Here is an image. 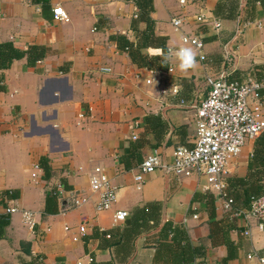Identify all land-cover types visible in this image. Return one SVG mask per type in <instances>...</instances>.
Listing matches in <instances>:
<instances>
[{"label":"crops","instance_id":"crops-1","mask_svg":"<svg viewBox=\"0 0 264 264\" xmlns=\"http://www.w3.org/2000/svg\"><path fill=\"white\" fill-rule=\"evenodd\" d=\"M219 3L224 18L215 15ZM56 6L67 21L54 20ZM153 8L155 34L166 37L168 51H178L182 36L194 34L204 42L209 66L194 58L180 70L172 56V70L162 73L133 63L112 38L136 43L147 28L130 0H0V44L45 50L36 66L24 58L0 70V201L31 211L36 221L31 232L21 213L0 214V264H77L89 256L93 264H174L178 244L172 234L163 238L166 222L185 232L180 245L201 247L194 264H261L264 229L245 215L251 196L264 194V169L251 161L255 140L228 168L231 209L228 198L205 189L203 176L178 178L159 170L145 176L142 190L134 177L151 153L158 151L170 164L178 146L191 147L207 74L226 69L232 80L264 77V0H186L184 6L153 0ZM200 15L220 21V32L198 23ZM177 16L185 18L182 31L171 24ZM228 48L234 55L230 65L224 60ZM142 53L161 52L150 46ZM105 67L111 72H102ZM95 166L106 170L118 193L109 211L96 210L99 196L89 186ZM54 189L59 195L47 213ZM7 191L18 196L9 198ZM76 198L87 203L65 211ZM117 210L129 213L120 225L113 222ZM81 225L86 234L74 241Z\"/></svg>","mask_w":264,"mask_h":264},{"label":"built area","instance_id":"built-area-1","mask_svg":"<svg viewBox=\"0 0 264 264\" xmlns=\"http://www.w3.org/2000/svg\"><path fill=\"white\" fill-rule=\"evenodd\" d=\"M179 2L183 6L186 5V0H179ZM53 16L54 20L61 22L69 19L67 13L60 6L53 8ZM196 20L198 23L211 25L217 33L222 28L220 21L205 15L197 16ZM185 22V18L182 16L171 19V24L176 31H182ZM258 27L261 28L262 24H258ZM242 32L243 27L236 32V40ZM235 43L236 41L231 44V47ZM204 46V42L199 36L194 34L182 36L181 48L192 49L194 58L209 66ZM229 48L224 58L226 65H230L234 58L233 52ZM101 71L111 72V68H101ZM230 76L231 74L226 69L217 75L207 74L208 93L197 108V131L193 144L191 147L178 146L174 151V160L170 164L164 161L158 151L148 155L140 164L139 171L134 177L138 190H142L146 175L161 170L167 175L178 178L203 176L207 181L205 189L208 192L228 198L226 175L231 162L240 155L247 142L256 140L264 133V77L261 79L248 78L242 81L232 80ZM79 118H84L83 114ZM132 138L138 139L136 134ZM89 186L91 192L99 196L97 212L109 211L118 202L117 190L103 167L95 166L90 170ZM227 201L231 209L233 200L228 198ZM85 203H87V199L76 198L74 205L67 207L65 211L70 208H79ZM2 212L8 215L21 213L29 230L31 232L35 230V215L31 211L19 207L4 206L0 201V214ZM245 215L256 219L260 229H264V195L253 200L251 208ZM128 216L127 211L117 210L114 213L113 222L115 225H120L127 220ZM193 218L198 219L199 215L195 214ZM185 221L187 222V220ZM66 230L69 231L70 228L66 227ZM86 230V226L81 225L78 230L79 235L74 236L73 240L80 241L86 234ZM249 258L251 259L253 256L250 255ZM259 261L264 264V258ZM93 263L94 258L89 256L77 264Z\"/></svg>","mask_w":264,"mask_h":264},{"label":"trees","instance_id":"trees-1","mask_svg":"<svg viewBox=\"0 0 264 264\" xmlns=\"http://www.w3.org/2000/svg\"><path fill=\"white\" fill-rule=\"evenodd\" d=\"M136 4L138 9L141 11L143 20L147 23V28L139 33V38L136 43L130 42L126 37L119 35L113 36L112 38L117 41L119 48L126 52L133 63L137 64L141 68L153 69L157 72H166L170 69V64L166 56L168 54V49L165 46L166 37H158L155 34V21L150 17L153 12V0H130ZM263 3V0H260ZM220 3L215 9V15L218 18H224L220 14ZM150 46H156L160 49L159 55H149L142 53L143 49H147ZM45 50L42 47L32 46L28 50L24 51L18 49L11 42H4L0 44V70L8 69L11 64L16 60H21L26 58L28 63L31 66H36L37 62L44 57ZM258 79H261V76H257ZM3 90V81L0 76V91ZM137 159V158H136ZM255 161L262 169H264V133L261 134L255 140V150L252 156V160ZM123 163L126 168H129V160L123 159ZM41 167L45 170L46 176L49 177V167L47 165L46 159H42ZM5 196L9 198H15L18 196L17 192H5ZM59 192L57 189H54L47 197V213L53 212L51 208L56 204ZM264 195V194H263ZM263 195L257 194L252 195L250 198V208L253 200L262 197ZM214 211V209H213ZM214 217V216H213ZM163 238L169 240V234H172L173 243L178 247L172 252V259L174 264H194L196 258L202 255L201 247H192L188 242L183 245H180L181 242H184L185 232L175 229L172 227V223L166 222L163 225L162 231ZM181 246V247H180ZM231 257V256H229ZM227 264V263H225Z\"/></svg>","mask_w":264,"mask_h":264},{"label":"clouds","instance_id":"clouds-1","mask_svg":"<svg viewBox=\"0 0 264 264\" xmlns=\"http://www.w3.org/2000/svg\"><path fill=\"white\" fill-rule=\"evenodd\" d=\"M172 56H176L179 59L178 68L180 70L191 67L194 62V53L190 48H180L178 51L169 50L166 59Z\"/></svg>","mask_w":264,"mask_h":264}]
</instances>
